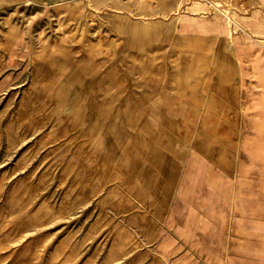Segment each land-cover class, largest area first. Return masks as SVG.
I'll use <instances>...</instances> for the list:
<instances>
[{"label": "rangeland", "instance_id": "374dc122", "mask_svg": "<svg viewBox=\"0 0 264 264\" xmlns=\"http://www.w3.org/2000/svg\"><path fill=\"white\" fill-rule=\"evenodd\" d=\"M240 3L0 6V264H155L174 212L217 207L264 264V140L246 145L230 41L180 26L236 33Z\"/></svg>", "mask_w": 264, "mask_h": 264}, {"label": "crops", "instance_id": "0c3cea01", "mask_svg": "<svg viewBox=\"0 0 264 264\" xmlns=\"http://www.w3.org/2000/svg\"><path fill=\"white\" fill-rule=\"evenodd\" d=\"M30 0H0V6L21 3ZM237 1V0H235ZM264 0H241L240 5L249 7L242 16L243 21L238 23L236 33L231 32V26L223 25L226 21L194 22L183 18L180 26L183 31H201L211 29L213 34H218L224 40L230 41L228 52L223 57L230 60L232 78L230 82H237L236 89L241 92L238 102L242 106L243 117L247 119V128L243 133L248 139L249 146L253 140H264V17L261 18L257 9ZM241 6V7H242ZM244 12V11H243ZM190 26V30H188ZM193 28V29H192ZM191 31V32H192ZM209 31V32H211ZM224 31V32H223ZM224 34V35H222ZM228 81V80H227ZM229 83V82H228ZM249 198L254 197L253 180H249ZM215 210V211H214ZM208 209L211 221L196 219L194 211L177 210L171 217L169 232L160 234V241L153 247L155 264H243L254 261L253 255L247 258L241 250L242 237L233 239L224 220L219 218L220 208ZM214 217V218H213ZM174 227V228H173ZM252 227H249L251 232ZM243 236L242 228H238ZM237 241V242H236ZM233 248L234 250H228Z\"/></svg>", "mask_w": 264, "mask_h": 264}, {"label": "bare ground", "instance_id": "6f19581e", "mask_svg": "<svg viewBox=\"0 0 264 264\" xmlns=\"http://www.w3.org/2000/svg\"><path fill=\"white\" fill-rule=\"evenodd\" d=\"M263 155V153H261L259 156H262ZM239 206H240V204H239Z\"/></svg>", "mask_w": 264, "mask_h": 264}]
</instances>
